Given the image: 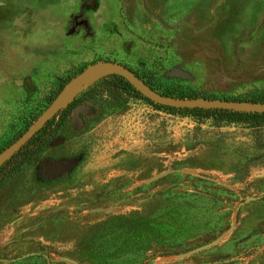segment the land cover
<instances>
[{
	"label": "rangeland",
	"instance_id": "1",
	"mask_svg": "<svg viewBox=\"0 0 264 264\" xmlns=\"http://www.w3.org/2000/svg\"><path fill=\"white\" fill-rule=\"evenodd\" d=\"M97 61L164 95L264 97V0H0V151ZM88 112L0 172V264H264V122Z\"/></svg>",
	"mask_w": 264,
	"mask_h": 264
},
{
	"label": "trees",
	"instance_id": "2",
	"mask_svg": "<svg viewBox=\"0 0 264 264\" xmlns=\"http://www.w3.org/2000/svg\"><path fill=\"white\" fill-rule=\"evenodd\" d=\"M62 88L63 84L57 89V94ZM175 96L181 98L195 97L193 95ZM129 97L142 98L158 108L177 112L182 115H189L193 118L210 119L213 125L244 123L254 128L259 127L264 122V113L259 112H244L220 108H176L157 104L144 97L123 76L110 73L78 92L66 106L60 108L33 137L19 149V151L0 167V172L6 170L7 173H9L19 163L30 162L37 155L53 147V144L64 132L73 133L76 131L72 113L78 106L86 105L90 110V112L82 116V122L84 124L82 127L83 129L89 124L91 119L95 117L91 111L95 108L97 99L105 100L107 106L116 107L124 104ZM223 99L264 102V97L258 95ZM7 175L8 174H1L0 180L4 179Z\"/></svg>",
	"mask_w": 264,
	"mask_h": 264
},
{
	"label": "water",
	"instance_id": "3",
	"mask_svg": "<svg viewBox=\"0 0 264 264\" xmlns=\"http://www.w3.org/2000/svg\"><path fill=\"white\" fill-rule=\"evenodd\" d=\"M97 69H108L112 73L123 76L132 86L139 91L144 97L154 103L176 107V108H220L244 112L264 113V102H251L246 100L220 99V98H186L164 95L146 84L140 77L126 66L114 61H97L78 74L73 76L58 92L50 103L48 109L39 114L37 118L28 126V128L13 142L0 151V167L9 160L19 149L28 142L51 118L56 112L67 105L68 102L77 94H75L64 106L58 107V102L64 95L69 94L73 87L79 84L90 72Z\"/></svg>",
	"mask_w": 264,
	"mask_h": 264
},
{
	"label": "bare ground",
	"instance_id": "4",
	"mask_svg": "<svg viewBox=\"0 0 264 264\" xmlns=\"http://www.w3.org/2000/svg\"><path fill=\"white\" fill-rule=\"evenodd\" d=\"M107 71L108 69H97L90 72L84 79H82V81L79 84L73 87L72 91L69 94L64 95L61 98V100L58 102V107L64 106L75 95V93L79 89L84 88L83 86L86 85L89 81L91 82L92 79L96 78L97 76H100L101 74Z\"/></svg>",
	"mask_w": 264,
	"mask_h": 264
}]
</instances>
